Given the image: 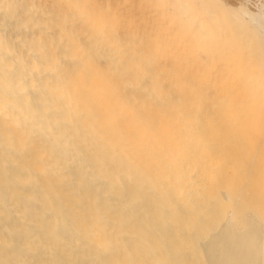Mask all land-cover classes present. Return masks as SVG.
<instances>
[{"label": "bare ground", "instance_id": "1", "mask_svg": "<svg viewBox=\"0 0 264 264\" xmlns=\"http://www.w3.org/2000/svg\"><path fill=\"white\" fill-rule=\"evenodd\" d=\"M57 1V42L69 46L65 74L51 40L15 44L0 28V264H264V224L227 208L204 225L210 198L177 165L173 136L157 132L169 94L154 68L131 67L135 49L118 44L119 8L104 0ZM14 2L3 3L7 19ZM223 3L264 38V0ZM179 5L182 11L187 4ZM25 12L17 22L27 27ZM69 14L75 24L67 26ZM79 26L83 39L93 35L104 45L125 79L145 77L151 113L147 100L137 107L96 63ZM22 47L37 52L31 62ZM37 66L49 67L50 78L41 80ZM193 103L168 114L189 116ZM195 155L209 164L208 178L228 176V153L198 148ZM228 189L211 196L232 202Z\"/></svg>", "mask_w": 264, "mask_h": 264}, {"label": "rangeland", "instance_id": "2", "mask_svg": "<svg viewBox=\"0 0 264 264\" xmlns=\"http://www.w3.org/2000/svg\"><path fill=\"white\" fill-rule=\"evenodd\" d=\"M4 1L0 0L4 39L15 44L38 38L51 40L57 70L65 74L69 46L65 40L57 42L54 16L58 1L15 0L16 13L8 19L2 7ZM122 1L104 0L103 4L119 8L123 29L118 44L128 42L135 49L137 61L131 67L150 66L156 70L169 94L170 109L194 102L189 116L169 115L170 109L166 108L157 116L156 128L160 134L173 136L177 165L210 198L212 211L208 217L203 214L204 225L210 218H221L227 208L254 226L264 224V38L223 0H135L133 4L131 0L124 5ZM182 2L187 5L180 11ZM23 9L30 21L27 27L17 22V13ZM65 19L67 26L75 24L70 14ZM130 22L131 27L127 26ZM77 33L122 92L140 108L147 100L144 109L151 113L147 105H155L147 104L150 100L144 94L145 77L125 79L126 73L114 69L109 53L95 36L83 39L84 26H79ZM22 48L24 59L31 62L37 52ZM35 69L41 80L50 78L49 67ZM196 138L200 143L194 144ZM198 148L214 156L223 152L230 155V171L225 179L219 175L207 177L209 164L200 163L195 155ZM227 187L233 201L215 202L211 193Z\"/></svg>", "mask_w": 264, "mask_h": 264}]
</instances>
